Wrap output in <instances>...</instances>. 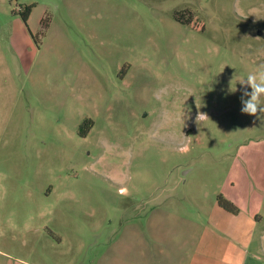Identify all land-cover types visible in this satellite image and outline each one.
Segmentation results:
<instances>
[{
	"label": "rangeland",
	"instance_id": "rangeland-1",
	"mask_svg": "<svg viewBox=\"0 0 264 264\" xmlns=\"http://www.w3.org/2000/svg\"><path fill=\"white\" fill-rule=\"evenodd\" d=\"M260 64L264 0H0V264H146L128 237L221 235L224 180L264 136L238 82Z\"/></svg>",
	"mask_w": 264,
	"mask_h": 264
},
{
	"label": "crops",
	"instance_id": "crops-1",
	"mask_svg": "<svg viewBox=\"0 0 264 264\" xmlns=\"http://www.w3.org/2000/svg\"><path fill=\"white\" fill-rule=\"evenodd\" d=\"M254 144L260 145L257 148L258 153H252L254 147L249 148L248 155L245 156V160L243 159V167H237V171H230L222 185L221 195L234 203L239 213L234 215L220 209L217 213L219 219L216 225L221 235L214 237V235L198 234V230L194 233L191 225L186 222L184 226L171 225L165 231L155 230L156 235L153 234V237L157 242L158 253L154 255L144 254L146 251H151V248L149 249L141 234L128 237L135 242L132 251L141 254L140 259L144 260L143 263L219 264L216 257L219 255L220 244L225 241L231 254L233 255L235 250L237 257L235 263L229 261L228 264H247L251 255L246 248L251 241H254L253 236L258 225L264 222V136L258 137ZM240 225L246 228L241 231ZM244 235L246 240L243 238ZM261 238L264 241V231ZM214 241L219 243L217 250L212 246ZM238 245H246L245 251L242 249V257H239L237 252ZM256 254L260 255V253Z\"/></svg>",
	"mask_w": 264,
	"mask_h": 264
},
{
	"label": "clouds",
	"instance_id": "clouds-1",
	"mask_svg": "<svg viewBox=\"0 0 264 264\" xmlns=\"http://www.w3.org/2000/svg\"><path fill=\"white\" fill-rule=\"evenodd\" d=\"M238 82L241 86V112L264 120V64L258 65L254 71ZM237 90L236 87L230 86V92L234 93ZM200 117L206 116L200 114L197 119Z\"/></svg>",
	"mask_w": 264,
	"mask_h": 264
},
{
	"label": "flooded vegetation",
	"instance_id": "flooded-vegetation-1",
	"mask_svg": "<svg viewBox=\"0 0 264 264\" xmlns=\"http://www.w3.org/2000/svg\"><path fill=\"white\" fill-rule=\"evenodd\" d=\"M194 12H192L191 10L185 9L183 11L180 12H174V18L175 20H177V22L184 27H189L192 28L194 30H197L199 32H205L207 29L206 24L202 21H200L199 23L196 22V20H194ZM91 125H89L90 127ZM82 128V127H81ZM81 137H87V134H83L81 135Z\"/></svg>",
	"mask_w": 264,
	"mask_h": 264
},
{
	"label": "trees",
	"instance_id": "trees-1",
	"mask_svg": "<svg viewBox=\"0 0 264 264\" xmlns=\"http://www.w3.org/2000/svg\"><path fill=\"white\" fill-rule=\"evenodd\" d=\"M31 13H32V7L27 6L24 8V11L22 13V20L26 25L28 24ZM218 204L222 209H224L225 211L231 214L236 215L239 213L238 207L234 203L226 199L223 195H220L218 197Z\"/></svg>",
	"mask_w": 264,
	"mask_h": 264
}]
</instances>
